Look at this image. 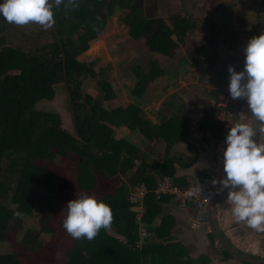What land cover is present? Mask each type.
Wrapping results in <instances>:
<instances>
[{"label":"trees","instance_id":"1","mask_svg":"<svg viewBox=\"0 0 264 264\" xmlns=\"http://www.w3.org/2000/svg\"><path fill=\"white\" fill-rule=\"evenodd\" d=\"M151 1L74 0L70 4L63 0L54 12L55 42L50 50L39 48L41 51L23 49L25 41L35 43L33 33L17 46L6 45L7 27L17 33L22 30L0 16V245L10 246L8 253L0 254V264H31L45 258L58 244L59 213L63 210L66 218L67 203L85 194L112 207L115 235L101 229L92 241L77 240L61 225V235L68 240L70 250L64 252L63 264L210 263L208 257L197 261L184 258L185 249L172 242L171 219L163 217L156 222L162 211L160 204L169 200L156 201L151 192L146 194L140 214L148 236L139 241L138 213L132 210L129 192L138 183H144L151 191L156 180L171 177L167 167L174 160L165 164L153 162L151 167L140 163L135 167L138 148L118 132L137 130L151 143L165 140L169 149L175 144L188 149V139L194 134L193 111L182 110L168 122L154 125L143 119V111L133 104L106 110L100 99L110 101L115 95L108 80L98 77L104 76L110 65L96 72L93 66L99 62L98 57H81L99 43L98 35L107 27L108 18L116 16L119 23L128 27L131 39L148 47L151 53L172 57L195 23L176 14L170 16L169 25L155 14ZM197 52L203 55L204 64L212 65L218 60L212 43L199 46ZM219 61L225 63L223 59ZM132 72L136 81L132 96H141L154 81L169 75L156 60L150 62L149 72L145 73L140 65L133 67ZM86 78L96 80V87L82 95L81 83ZM63 81L75 135L64 130L60 114L36 108L39 103L53 101V86ZM229 83L222 78L217 89L211 91L215 104L223 103L229 95ZM218 112L217 108H205L195 130L213 128ZM151 169H158V174L150 175ZM120 174L128 179V185L112 186L100 195L101 184L114 182ZM24 217L36 218L35 228H26ZM62 247L65 249L64 244Z\"/></svg>","mask_w":264,"mask_h":264},{"label":"rangeland","instance_id":"2","mask_svg":"<svg viewBox=\"0 0 264 264\" xmlns=\"http://www.w3.org/2000/svg\"><path fill=\"white\" fill-rule=\"evenodd\" d=\"M0 3H3V0H0ZM150 3L153 4L152 8L155 9V14L164 18L169 25L172 24L170 16L176 14L184 16L189 21L195 23L194 29L191 30L185 41L181 42L180 47L173 51L172 57H162L159 54L151 53L148 47L139 44L135 40L133 41L128 35V27L119 23L117 16L108 18L107 27L98 35L99 43L93 46L86 55L81 57H98L99 62L93 66L96 72L99 71L100 68L106 67L108 64L110 65V68H106V74L98 77V79L106 78L108 80L115 95V98L110 101H104L102 98L100 99L102 102L101 105L106 108V110L117 108L124 109L129 104H133L143 111V115L141 114L143 119H148L153 124H158L160 118L162 119L164 117V114H167L168 118H170L174 115L173 113H180L182 110H186L187 107L181 105L184 103L185 97L187 100H190V98L187 96L188 94L186 92L183 93V91L188 89L187 92L196 94L197 88L195 86L199 84L200 86H206L204 81L209 77V73L206 72L205 68L200 69V67H203V65L208 66V64H204L203 55L197 52L199 46L213 43L222 58L230 65V55L234 57L238 53V38L246 39L245 34L249 33V30H251L253 26L254 31L261 26L264 18V0H152ZM33 26H35L34 23L27 25L29 29L33 28ZM36 26L39 27L35 31L22 30L20 33H17L15 29L7 30V32H4L6 39H8L6 45L10 44L17 46L21 40L28 38L29 35L33 33L35 43L31 44L29 42L30 40H27L22 43L23 49L32 50L43 48L50 50L55 42L56 24L47 31L40 25L36 24ZM57 37L59 39V36ZM39 51L41 50L39 49ZM152 60L159 61L162 69L166 70L169 75L154 81L141 96H132L131 91L136 82L134 80L132 68L140 65L144 72L147 73L150 71V62ZM185 64H193L198 67H192V69ZM229 67H226V70H228ZM222 69L221 67V70ZM235 69L239 72L240 66L235 67ZM155 85H157V87H155ZM94 87H96V80L90 78L83 79L80 92L82 95H85L88 90L94 89ZM53 88L56 92L54 100L47 103H39L36 108L60 114L64 130L75 135L72 109L65 82L57 83ZM215 89H217V87L214 88V86L209 85V87H205L204 93L211 97V91ZM201 92L202 91H199L200 94ZM225 99L221 104L214 103L215 107L213 108L221 107ZM213 101L215 102L214 99ZM205 107L190 108L193 111L192 121L195 117V111H198V113L200 112L199 114H203ZM154 112H159L157 116H160L159 120L155 117L154 120H151L150 117H148V115L153 116ZM229 117H231V115ZM118 132L120 135L124 134V138L127 141H132V143L134 136L139 133L137 130L130 133L125 131L123 133V131L120 130H118ZM156 150H160V148L155 149V151ZM134 164L135 167H137L140 164L139 160H136ZM111 183L112 185H110ZM111 183L101 184L99 189L100 195L105 191H110L116 185L119 187L122 184H127V179L120 174L114 182ZM131 192L133 193V189L130 190L129 195ZM134 209H136V207ZM36 214L38 213L34 212V215ZM65 215L63 210L59 213V235L56 240L58 244H54L45 258H38L31 264H63L65 257L64 252L66 251V254L70 252L67 247L69 245L68 240L61 235L63 232L61 225H63L62 220L65 219ZM25 220L26 228H35L37 224L36 218L26 217ZM25 231L26 229L18 235L19 239ZM107 231L115 235L112 225ZM62 243L65 249L62 247ZM9 251V244L3 243L0 245V254H5ZM240 264L250 263L241 262Z\"/></svg>","mask_w":264,"mask_h":264},{"label":"clouds","instance_id":"3","mask_svg":"<svg viewBox=\"0 0 264 264\" xmlns=\"http://www.w3.org/2000/svg\"><path fill=\"white\" fill-rule=\"evenodd\" d=\"M61 3L63 0H54V3L52 0H3L0 16L9 24L34 23L47 31L55 24L54 8ZM244 51L243 71L238 72L232 66L228 69V91L233 100L246 99L259 128L240 122L230 127L223 152L226 175L213 184H219L221 192L227 190L226 203L238 223L264 233V139H257L258 136L264 138V34L251 38ZM67 210L63 227L77 240L92 241L101 229H109L114 221L112 207L87 194L70 200Z\"/></svg>","mask_w":264,"mask_h":264},{"label":"crops","instance_id":"4","mask_svg":"<svg viewBox=\"0 0 264 264\" xmlns=\"http://www.w3.org/2000/svg\"><path fill=\"white\" fill-rule=\"evenodd\" d=\"M52 2L54 3V0H52ZM13 26L10 28H13ZM19 27L24 31H35L39 26H36L35 24V26H33V28L31 29H29L27 25L26 27ZM7 28L9 30V27ZM190 32L191 31L187 33V36ZM180 44L181 43H179L178 47H180ZM215 50L217 51L216 47ZM230 63V65L235 68L237 66L239 67L241 62L240 60H234L230 61ZM185 65L190 68L198 67L197 65L193 64ZM230 65L227 61H225V63H223L222 65V63H220L218 59L212 65L208 64V66H201L200 69L205 68L206 72L209 73V77L204 81L206 86H200V84L195 86L197 88L196 94L187 92L188 89L183 91V93L186 92L188 94L187 96H189L190 100H187L186 97L183 96L185 97V100L183 99L184 103L181 106L187 107L186 110L190 108H201L205 106V108L215 107L213 98L209 95H205V87H209V85L214 86V88L217 87V83L222 78L230 81V73L228 70H226V67H229ZM221 67L223 68L222 70ZM199 91H202L201 94L199 93ZM233 103L234 100L229 94L225 99V102L223 104L224 106L222 105L221 107L219 106V108H217L219 112L214 118V121H216V125L213 128L204 129V131L202 132L196 131L199 127V121L201 119L202 113L199 114L200 112L198 113V111H195V117L193 118L191 127V130L192 132H194V134L188 139L191 148L186 149L178 144H175L172 146V148L169 149L165 140L151 143L146 140L143 135H139V133L134 136L133 143L129 140L128 142L138 148L137 160H139V163H145L148 167H151L153 162L165 164L169 163L167 162L168 160L173 159L174 161L172 163H169L167 167V169L173 176H171V178L182 185H190L197 178H201L207 174L208 164L212 152L221 150L226 144L227 133L230 127H232L231 123L233 108L229 109V105L233 107ZM158 113L154 112L153 116L148 115V117H150L151 120H154V117L159 120L160 116L157 117ZM178 113L179 112L173 113L174 115H172L175 116ZM230 115L231 117H229ZM163 116L164 117L162 119L160 118L159 120V125H161V123L168 122L173 117L171 116L170 118H168L167 114H164ZM237 122L248 123L250 124V126L257 130L259 128V122L250 113L246 99H240ZM257 139L262 140L264 138L258 136ZM158 148H160V150L155 151V149ZM134 170H132V173ZM158 172V169H151L149 174L154 176L155 174H158ZM132 175L133 174H131V176ZM128 182L129 181L127 179V184H125L128 185ZM156 182H158V180H156ZM226 199L222 202L213 204L211 208L212 219L217 228V234L219 233L218 235H220V239L226 245H228L232 252L236 253L239 256L251 259H264V233H259L250 229L243 222L238 223L232 214L231 206L226 203ZM160 205L162 211L161 215L156 218V222L162 221L163 217H168L171 219L170 222H172V225H174V229L172 230V237L174 240H172V242L180 243L182 245L187 253V256H185L184 258L188 257L197 261L202 257H208L210 260L209 264H240L242 262H238L239 260L231 257L225 251L223 246H221L220 244L219 237L213 234L211 226L208 230L192 226V220L195 217V207L193 204H188L185 207H179L173 202L166 201Z\"/></svg>","mask_w":264,"mask_h":264},{"label":"built area","instance_id":"5","mask_svg":"<svg viewBox=\"0 0 264 264\" xmlns=\"http://www.w3.org/2000/svg\"><path fill=\"white\" fill-rule=\"evenodd\" d=\"M227 144L219 151H213L208 164V172L205 176L197 178L187 186H181L170 176H164L156 182L155 187L150 191L144 183H139L133 188L128 199L133 205V211L137 212L136 223L138 224L139 241L148 236L145 225L141 221L144 198L151 192L156 201L168 199L179 207L193 204L195 217L192 226L196 228L209 229L208 207L210 202L221 194L219 184L214 185L213 181H220L224 178L223 152ZM139 244V243H138Z\"/></svg>","mask_w":264,"mask_h":264},{"label":"water","instance_id":"6","mask_svg":"<svg viewBox=\"0 0 264 264\" xmlns=\"http://www.w3.org/2000/svg\"><path fill=\"white\" fill-rule=\"evenodd\" d=\"M264 25V18H263V24L260 26L257 34L255 36H259L260 34V30L262 28V26ZM239 105H240V99H236L234 100L233 103V111H232V126H235V124L237 123V118H238V113H239ZM226 175V174H225ZM225 177V176H224ZM227 197V190L221 192V194L219 196H217V198H214L208 207V218H209V224L211 226V230L213 232V234L217 237H219L220 240V244L221 246H223V248L225 249V251L233 258H236L239 261L242 262H246V263H253V264H264V259H251V258H246V257H242L237 255L236 253L232 252L230 250V248L228 247V245H226L221 239H220V235L217 234V228L215 226V223L212 219V214H211V208L213 206V204L215 203H219L222 202L223 200H225Z\"/></svg>","mask_w":264,"mask_h":264},{"label":"flooded vegetation","instance_id":"7","mask_svg":"<svg viewBox=\"0 0 264 264\" xmlns=\"http://www.w3.org/2000/svg\"><path fill=\"white\" fill-rule=\"evenodd\" d=\"M262 24H263V20H262ZM259 28L260 27H258V29L254 31L253 30L254 29V26H253V28L251 30H249L250 32L245 34V38L246 39H244V38H242V39L238 38V40H237V43L239 44V47H238V50H237L238 53L234 57L229 54L230 57H231V61L240 60V62H241L240 63V66H241L240 71H243V69H244L245 58H246V53H245V51H242V49L243 48L245 49L247 47L248 42L250 41L251 38H253L257 34ZM262 34H264V25L262 26L259 35H262ZM216 54H217V57H218L219 60L220 59H223L222 56L219 54V51H216ZM251 264H253V263H251Z\"/></svg>","mask_w":264,"mask_h":264}]
</instances>
